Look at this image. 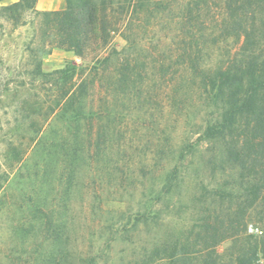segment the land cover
I'll return each instance as SVG.
<instances>
[{
  "label": "trees",
  "instance_id": "16d2710c",
  "mask_svg": "<svg viewBox=\"0 0 264 264\" xmlns=\"http://www.w3.org/2000/svg\"><path fill=\"white\" fill-rule=\"evenodd\" d=\"M35 4L18 0L0 6V15L17 26L26 11L35 12L43 21L42 46L90 58L92 65L91 77L77 84L74 66L44 73L29 51L32 78L51 100L28 129L30 155L22 158V143L8 149L23 169L10 180L20 195L11 234L21 245L39 243L32 264H70L75 179L90 163L101 175L116 168L112 152L124 153L123 122L151 103L155 70L172 86L174 107L197 105L200 131L178 149L158 188L137 202L128 231L159 228L156 206L163 199L171 203L167 210L189 212L190 221L141 248L135 264H264V0H65L64 9L40 13ZM149 9L172 15L176 28L155 59L142 56L136 33ZM113 33L125 42L119 50L111 47ZM96 88L102 90L98 100ZM155 155L161 161L175 152L162 147ZM193 158L194 194L186 203L173 201L182 168ZM251 221L259 234H247ZM225 241L228 252L219 255L215 249Z\"/></svg>",
  "mask_w": 264,
  "mask_h": 264
},
{
  "label": "rangeland",
  "instance_id": "374dc122",
  "mask_svg": "<svg viewBox=\"0 0 264 264\" xmlns=\"http://www.w3.org/2000/svg\"><path fill=\"white\" fill-rule=\"evenodd\" d=\"M17 1L5 0L0 2V6ZM64 8L65 0H36L35 4L38 13ZM173 18L172 15L165 17L157 14L152 9L144 11L139 22L141 28L136 32L137 39L145 47L142 56L155 59L158 51L170 45L176 29ZM22 20L21 25L14 26L0 15V264H32L36 257L34 251L39 245L33 239L21 245L11 234V228L19 217L15 206L20 195L15 181L10 180L18 169H23L11 155L8 143H22L21 154L26 159L30 155L24 147L28 142L30 124L41 119L51 100L49 93L42 90L46 86L32 78L35 61L29 51H34L44 73L74 66V81L77 84L91 77L90 58L81 61L72 52L42 46L40 34L43 21L40 15L26 11ZM124 45L119 33H113L111 47L119 50ZM150 84L153 90L151 103L123 122L119 151L124 153L117 154L116 148L112 152L113 161H118L116 168L108 175L103 172L101 175L95 169L96 164L90 163V166L81 168L75 179L70 195V264H135L141 248L151 247L157 239L161 240L172 231L177 232L190 221L189 212L178 214L167 210L165 205L171 203L163 199L156 206L160 210L162 224L159 228L141 227L136 232L128 231L137 202L145 200L149 190L158 188L162 176L175 164L178 149L186 141H195L200 131L197 105L185 103L183 107H174L168 99L172 86H168L156 70ZM101 91L100 88L95 90L97 100L102 95ZM162 147L175 152V155L160 161L155 154ZM188 161L190 163L186 161L182 168V181L172 193L173 201L186 203L194 194L192 173L197 159ZM92 196L95 200L93 212L90 210ZM247 234H259L252 221L248 223ZM229 247L230 242L225 241L215 250L219 255H225Z\"/></svg>",
  "mask_w": 264,
  "mask_h": 264
}]
</instances>
